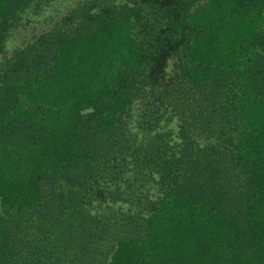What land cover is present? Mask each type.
Instances as JSON below:
<instances>
[{
	"label": "trees",
	"instance_id": "obj_1",
	"mask_svg": "<svg viewBox=\"0 0 264 264\" xmlns=\"http://www.w3.org/2000/svg\"><path fill=\"white\" fill-rule=\"evenodd\" d=\"M50 1L0 0V264H264V0H75L5 55ZM129 165L148 212L92 215Z\"/></svg>",
	"mask_w": 264,
	"mask_h": 264
},
{
	"label": "rangeland",
	"instance_id": "obj_2",
	"mask_svg": "<svg viewBox=\"0 0 264 264\" xmlns=\"http://www.w3.org/2000/svg\"><path fill=\"white\" fill-rule=\"evenodd\" d=\"M74 1L75 0H51L50 3H48L38 12V14L29 12L27 14V17L30 18V23L24 24L14 31V33L7 41L5 55H10L14 48H16L18 45H21L31 35H33L34 33L37 34L45 29L52 19L57 18L61 14H63ZM2 57L3 55L1 54L0 61L3 60ZM174 60L176 61V59ZM169 64L170 66L167 67V71L172 74L175 70L173 69L174 61L170 60ZM142 108V102L138 101L130 111L131 116L128 118V120L130 126H132L133 131H135L137 128V120L140 119V112ZM180 109H177L172 105L170 106L168 112L174 118V122L170 124L171 145L175 144L176 139L180 140L181 142L182 140L185 141V137L180 134V124L182 123V116L179 112ZM192 132L194 131L190 129V131H188L189 135ZM190 136L198 138V136L194 133H192ZM134 175L136 176V182L132 179ZM127 177L131 178V183L130 185L128 184V187L125 186V182L116 183L114 181L107 183V187L103 190V194L101 196L96 195V199L93 200L94 209L89 208L88 211L102 221L112 220L113 223L115 221L120 222L121 216L119 215L118 210L130 212L133 215H136L139 211L146 214L149 210V203L145 202V199H154L156 195L159 194L158 183H156L155 181L156 178L151 179L148 176L139 175L136 170H133V165H129L128 171H123L122 178ZM139 191H141L142 193L141 197H148L138 200L137 195ZM139 202H144V204H141Z\"/></svg>",
	"mask_w": 264,
	"mask_h": 264
}]
</instances>
